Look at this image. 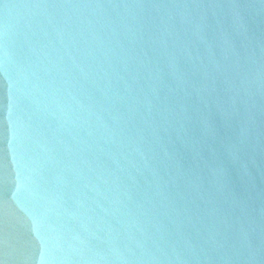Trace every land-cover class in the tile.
<instances>
[{"label": "water", "instance_id": "1", "mask_svg": "<svg viewBox=\"0 0 264 264\" xmlns=\"http://www.w3.org/2000/svg\"><path fill=\"white\" fill-rule=\"evenodd\" d=\"M0 264H264V0H0Z\"/></svg>", "mask_w": 264, "mask_h": 264}]
</instances>
